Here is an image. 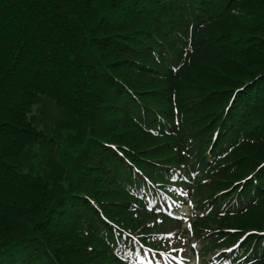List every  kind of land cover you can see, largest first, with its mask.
Wrapping results in <instances>:
<instances>
[{"label": "trees", "instance_id": "1", "mask_svg": "<svg viewBox=\"0 0 264 264\" xmlns=\"http://www.w3.org/2000/svg\"><path fill=\"white\" fill-rule=\"evenodd\" d=\"M153 135L178 161L134 152ZM55 150L53 172L35 169V155ZM171 170L204 256L229 247L223 223L262 205L264 0H0V264H124L117 242L133 231L102 220L84 229L69 211L118 180L149 241L146 205L163 190L184 200ZM250 227L261 264L264 223Z\"/></svg>", "mask_w": 264, "mask_h": 264}, {"label": "rangeland", "instance_id": "2", "mask_svg": "<svg viewBox=\"0 0 264 264\" xmlns=\"http://www.w3.org/2000/svg\"><path fill=\"white\" fill-rule=\"evenodd\" d=\"M214 77V75H212ZM198 92H201L198 88ZM222 95V93H219ZM218 95V94H217ZM197 97H200L198 95ZM210 100H208V104L210 107ZM160 104V102H158ZM166 108V104H164ZM208 107V109H209ZM168 110V109H167ZM209 116V114L207 115ZM51 117L55 118L54 114L51 115ZM118 117V116H117ZM202 122L204 120H201ZM195 124H192L194 126ZM120 131V130H119ZM109 134L112 136L113 132L112 130L109 132ZM66 133L64 131L61 132L60 137H57L54 141L57 142V144H60L61 147L64 144V136ZM154 136V135H153ZM213 136V133H209L208 135H201L197 136V140H202L203 142L209 140ZM113 138V137H112ZM157 140H144L142 137H140V143H138V149L143 150L141 152L134 151L137 155L145 156L146 161H152L154 158H156L155 161L164 162V163H175L178 161L177 159V153L171 147L166 146L164 149L161 148L160 143L162 142V139L159 136H154ZM52 143H55V142ZM59 148V147H58ZM111 151H113L116 154V147L109 148ZM61 150V148H60ZM235 153V152H234ZM240 153L245 154L243 151H240ZM29 155V152L27 156ZM63 155V154H62ZM26 156V154H25ZM47 158H50V162L46 160ZM44 155L37 154L35 155V158L33 159L32 163L35 166V169H38L40 173H50L55 170V166L52 163V158H54V162H57V159L59 160V156L56 155V150L54 151V154L51 155V157H47ZM238 161V160H237ZM245 161V159H244ZM59 162V161H58ZM233 163V162H231ZM51 165V166H50ZM46 166V167H45ZM60 166V165H59ZM227 166H230L229 164ZM226 166V167H227ZM61 167V166H60ZM62 168V167H61ZM151 169H154L153 166H151ZM237 168L233 169L235 171ZM112 173V170H110ZM117 172L114 177H116ZM228 185V182L222 181L220 186L226 187ZM107 188H104V187ZM102 187V188H101ZM125 187L124 183H120L118 180L113 181L111 180L107 185H101L96 184L92 187V192L94 194V201L93 203L88 204L85 206L83 202L79 205L83 206L78 207L77 210L74 209V211H69L72 216V221H77L80 219L82 222H76L75 224H78L79 227L84 229H91V227L98 228L99 224L102 223V221H113L115 225L123 227L126 231H133L138 237L144 238L143 236L146 233H142V229H138L140 222L138 221V218L134 215V211L128 208V200H124L123 197H126L128 195L127 192L123 190ZM105 195L109 197L108 201H100V199L104 198ZM260 203L258 206H261L257 208L256 210H250L252 212L246 211V213L242 212L240 215L233 216L230 218V220L226 223H223V225H229L233 227L232 229H225L223 228L220 233H222L225 245L229 247H234L232 253L237 256H244L242 259H245L246 264H252L254 261V257L250 254L249 251L253 247L254 241H250V234L248 232V229L251 228L250 226H254V224L259 225L264 223V196L263 199L259 196L258 197ZM99 201V202H97ZM82 211L84 212L85 216H82ZM102 220V221H101ZM256 222V223H255ZM146 226H149L151 229V232L147 233L150 234L149 238H147L149 241H154L153 239L157 236H154L156 234H161L163 232L172 231V227H168V224L165 222H160L155 219L148 222ZM135 230V231H134ZM178 232H180V229H177ZM250 241V242H249ZM76 243L80 246H82L84 243L82 241ZM118 243V242H117ZM113 243L112 245H114ZM102 247V245L97 244V249ZM60 249V248H59ZM62 250V253L69 254L72 252L73 247L71 244H67L64 246ZM75 251H81L83 252V249L79 246L74 247ZM105 252V251H104ZM103 253V251H101ZM81 256H84V253H80ZM106 256L103 257V262H111V257L106 252ZM84 260L87 262L89 261L86 259V257H83ZM83 260V259H82ZM84 260L82 263H84ZM261 264H264L261 263Z\"/></svg>", "mask_w": 264, "mask_h": 264}, {"label": "snow or ice", "instance_id": "3", "mask_svg": "<svg viewBox=\"0 0 264 264\" xmlns=\"http://www.w3.org/2000/svg\"><path fill=\"white\" fill-rule=\"evenodd\" d=\"M188 203H189V205H190V204H191V201H189ZM189 228H190V226H189ZM170 234H171V233H169V235H170Z\"/></svg>", "mask_w": 264, "mask_h": 264}]
</instances>
